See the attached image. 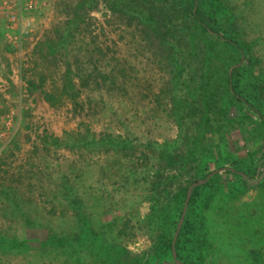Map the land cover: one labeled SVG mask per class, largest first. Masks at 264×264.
I'll return each mask as SVG.
<instances>
[{
	"label": "rangeland",
	"instance_id": "1",
	"mask_svg": "<svg viewBox=\"0 0 264 264\" xmlns=\"http://www.w3.org/2000/svg\"><path fill=\"white\" fill-rule=\"evenodd\" d=\"M207 1L253 54L240 50L215 83L247 64L242 77L251 88L262 84L264 117V0ZM171 3L0 0V264H115L89 242L75 252L43 245L49 234L79 233L84 220V231L123 254L150 252L162 228L154 212L165 206L174 213L181 190L208 176H195L202 157L185 168L179 162L201 131L202 72L186 48L191 14L180 0L179 13ZM151 4L150 29L140 14ZM198 6L195 0L192 14ZM230 101L224 96L228 112L222 122L212 115L210 125L234 159L258 149L256 173L248 177L238 161L232 169L244 182L219 162L213 171L223 177L188 205L185 218L206 222L205 264H264V121ZM240 212L259 232L242 234V244L229 224ZM24 239V247L13 246ZM184 253L198 255L193 241ZM159 254L158 264H174L168 250Z\"/></svg>",
	"mask_w": 264,
	"mask_h": 264
},
{
	"label": "trees",
	"instance_id": "2",
	"mask_svg": "<svg viewBox=\"0 0 264 264\" xmlns=\"http://www.w3.org/2000/svg\"><path fill=\"white\" fill-rule=\"evenodd\" d=\"M171 1L173 6H171L170 9L174 8L175 11L179 13V8L181 6L176 4L178 0ZM180 1L183 4L182 10H185V15L191 14L190 16L192 21L188 30L189 37L186 48L187 50L190 48V53L198 56L201 60V65H199L202 72L200 102L203 104V107L199 110V112H201V121L199 122L201 131L199 133H194L187 141L190 146L188 147L183 159L179 160V162H182L183 168H185V166L201 160L200 158L202 157L205 162H201L202 165L200 167H196V178H205L215 168H217V164L219 162H223L225 164L221 167L223 168L222 170H225L227 174H234L235 178L239 177L242 181L246 182V178L243 174L238 171V169L237 171H233L232 168H235L236 163L241 161V163L244 164L245 173L248 177L252 178L256 173L255 164H258L256 163L258 162L256 159L258 149L245 152L243 157L234 159L233 152L230 149L225 151L223 148L221 141H223L224 137H220V140L215 138V132L213 131V127H211L210 123L212 122V115H215L217 121L222 122V120H224L228 112L227 107H221L224 96L230 98V103L232 105H235L244 112H248L249 110L260 117L261 121H264V117L257 107L258 100H261V97H263V87L262 84H254V87L252 86L251 88L250 85L244 81L242 77L243 69L247 67V64H243L242 67L235 69L231 74H228L226 78L221 76L220 80H222L223 83H215V76L219 71H221L225 63L230 61L236 62L240 56V50L246 51L250 55L249 58H251L253 56L252 47L239 42L240 40L236 37V33L239 28L236 27L234 28V32H230L224 29L222 24L220 25L217 13L210 11L208 7H213L214 4L212 5L208 3L207 0H199V6L196 9V12L192 14L195 0ZM153 9V4H151V10L148 15H144V12L140 14L142 15V20L150 29L152 28L151 23L153 20L154 24L156 22L154 15L155 11ZM227 9L229 10V8ZM203 13H205V16L202 15ZM250 140H252L251 134H249V137H245V141L248 142ZM260 164L261 162L259 165ZM221 175V172H218L211 177L206 184L199 185L194 188L189 201V209L204 193V188L220 181V178L223 177ZM188 187L189 186L183 188L177 195L178 198H180L181 205L175 208L176 210H174V213L169 210L167 211L165 206H161L158 211L154 212L156 217L159 219V224L162 228L156 236H153L154 243L150 252H145L140 255H131L129 252L123 254L115 246L105 245V243L100 239L99 234L90 236L86 230L84 231V225L86 224L85 220L83 221L85 224H83L79 233L73 236L49 234L43 240V245H52L54 247L58 246L63 250H72L75 252L77 245H80L83 242H89L90 246H94L101 258L105 259L106 262L109 260L115 264H154L153 262L156 256L159 257H157L158 264L159 260H163L159 253L165 249L168 250V255L173 260L174 264H177L173 256L172 244L174 233L177 229V221L182 215L183 205L186 201ZM234 196L235 198L238 197L236 191ZM242 213L243 212L238 213V217L237 213L234 216L231 214V219L234 222L229 221L232 231L230 234H237V237L239 236L240 240L242 238L241 244L244 242L242 234L253 233V237L255 239L256 235L258 237L259 233L258 231L257 233H254L253 224L250 228L251 221L249 218L242 220V215L245 216V213ZM261 215V213L258 214L256 220H253L255 226L261 222ZM173 223H175L176 226L174 225V227H172L171 224ZM209 238V231L205 221L196 222L185 218L175 245L177 257L187 264H205L204 261L209 254L211 255V243ZM188 241H193L194 250L198 251V255L196 257H192L191 255L184 253L185 243ZM25 244H27V240L25 239L15 240L13 246L20 248L24 247ZM197 260H199V263Z\"/></svg>",
	"mask_w": 264,
	"mask_h": 264
},
{
	"label": "water",
	"instance_id": "3",
	"mask_svg": "<svg viewBox=\"0 0 264 264\" xmlns=\"http://www.w3.org/2000/svg\"><path fill=\"white\" fill-rule=\"evenodd\" d=\"M218 170H215V171H212L205 179H202V180H199L195 183H193L188 191H187V197H186V201H185V205H184V209H183V212H182V215H181V218H180V221L178 223V227H177V230H176V233H175V236H174V239H173V256H174V259L176 260V263L177 264H184L182 262H180L178 259H177V253H176V250H175V245H176V241H177V237H178V234L181 230V227H182V224H183V221L185 219V215H186V212H187V209H188V205H189V201H190V197H191V194H192V190L194 187L196 186H199L201 184H204L206 181H208L210 179V177L212 175H214L215 173H217Z\"/></svg>",
	"mask_w": 264,
	"mask_h": 264
}]
</instances>
